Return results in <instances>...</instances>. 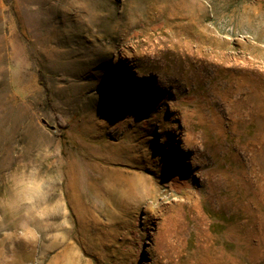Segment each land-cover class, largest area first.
<instances>
[{"label": "rangeland", "instance_id": "1", "mask_svg": "<svg viewBox=\"0 0 264 264\" xmlns=\"http://www.w3.org/2000/svg\"><path fill=\"white\" fill-rule=\"evenodd\" d=\"M40 145L44 264H264V0H0V176Z\"/></svg>", "mask_w": 264, "mask_h": 264}, {"label": "clouds", "instance_id": "2", "mask_svg": "<svg viewBox=\"0 0 264 264\" xmlns=\"http://www.w3.org/2000/svg\"><path fill=\"white\" fill-rule=\"evenodd\" d=\"M46 145L37 147L0 176V264H23L18 244L33 252L30 264H44L65 227V176ZM102 194L93 193L95 201Z\"/></svg>", "mask_w": 264, "mask_h": 264}, {"label": "trees", "instance_id": "3", "mask_svg": "<svg viewBox=\"0 0 264 264\" xmlns=\"http://www.w3.org/2000/svg\"><path fill=\"white\" fill-rule=\"evenodd\" d=\"M42 85H43V87L46 89V85H45L44 83H43Z\"/></svg>", "mask_w": 264, "mask_h": 264}]
</instances>
